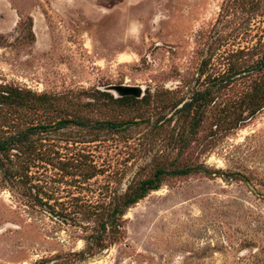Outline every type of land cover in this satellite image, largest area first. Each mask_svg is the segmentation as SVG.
I'll use <instances>...</instances> for the list:
<instances>
[{"label": "rangeland", "instance_id": "374dc122", "mask_svg": "<svg viewBox=\"0 0 264 264\" xmlns=\"http://www.w3.org/2000/svg\"><path fill=\"white\" fill-rule=\"evenodd\" d=\"M263 53L264 0H0V84L45 93L47 122H86L44 133L52 157L27 179L0 170V264H264V108L240 106ZM119 86L150 96L98 93ZM107 120L136 123L98 128ZM159 167L192 170L130 206L114 243L74 255L89 211Z\"/></svg>", "mask_w": 264, "mask_h": 264}, {"label": "trees", "instance_id": "16d2710c", "mask_svg": "<svg viewBox=\"0 0 264 264\" xmlns=\"http://www.w3.org/2000/svg\"><path fill=\"white\" fill-rule=\"evenodd\" d=\"M234 1L240 4L247 2L251 7L259 3V0ZM250 70L261 72L260 78L250 91L246 92L240 106L245 104V108L253 115L264 108V53L263 57ZM238 73L240 72H234V74ZM204 92L197 93L199 99L191 98L183 102L177 108V113L185 114L186 116L194 107V102L198 100L204 101ZM98 93L120 105L145 103L150 96L147 92H144L141 96L140 90L136 95L125 94L118 97H114L105 91H98ZM51 103L45 93L37 94L11 84H0V170L3 172V178L16 177L20 180L23 178L27 179L31 164L36 160L52 157L50 153L46 154L41 151L44 133L63 128L69 123L85 126V120L81 119H59L55 123L47 122L50 116L46 114V107ZM23 109H25L26 114L22 113ZM243 119L245 117L243 118L240 114L234 115L231 119L220 116L219 121L215 125L221 126L225 124L226 128H237L241 124L239 121ZM128 123L136 122L129 120L125 122L107 120L99 122L98 128L113 130ZM12 161L16 162L15 169L12 166ZM76 169H79V167H76ZM191 170L192 168L188 167L174 169H166L164 167L156 168L151 176L129 184L126 191L119 196L113 205L109 203L103 209L87 210L94 216L95 224L92 227L91 233L84 238L85 248L74 253V255L77 254L83 258L114 243L120 236V229L122 227L121 218L130 206L144 198L150 191L159 189L165 176L186 175ZM96 171V168L92 167V170H87L83 174L86 178H90L95 175ZM52 212L54 215H57V212L54 210ZM107 229L109 230L107 231Z\"/></svg>", "mask_w": 264, "mask_h": 264}, {"label": "water", "instance_id": "95a60500", "mask_svg": "<svg viewBox=\"0 0 264 264\" xmlns=\"http://www.w3.org/2000/svg\"><path fill=\"white\" fill-rule=\"evenodd\" d=\"M116 90L122 95L130 93L136 95L139 93L138 87L119 86L118 88H116Z\"/></svg>", "mask_w": 264, "mask_h": 264}]
</instances>
